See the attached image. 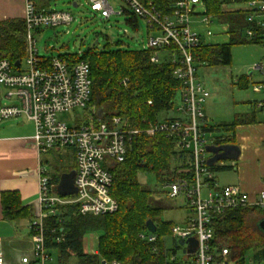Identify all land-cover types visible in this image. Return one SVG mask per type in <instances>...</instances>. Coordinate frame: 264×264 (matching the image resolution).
Masks as SVG:
<instances>
[{"label": "built area", "instance_id": "1", "mask_svg": "<svg viewBox=\"0 0 264 264\" xmlns=\"http://www.w3.org/2000/svg\"><path fill=\"white\" fill-rule=\"evenodd\" d=\"M85 1L91 12L105 19L115 14L143 20L148 32L154 34L148 38L145 47L153 50L151 64L160 62L161 54L168 56L166 61L174 65L173 77L180 83V104L172 109L176 115L152 123L144 130L148 136L163 134L171 140L174 151L186 152L190 158V180L182 176L162 184L168 198L178 195L185 198L186 208L191 214L186 220V227L170 228V236L184 244L185 248L187 240L195 242L193 253H186L183 249L185 261L192 258V264H231L227 262L226 249H221L219 254L213 250V219L228 209L246 207L264 210V191L251 200L238 186L217 188L213 173L207 166L211 155L206 148L222 146L224 137L205 131L207 121L203 105L209 98V92L198 80L196 69L205 64L193 55L203 45H208L213 35L211 29L215 23L206 12L205 1L121 0L125 7L116 13L106 0ZM74 5L77 6V3L74 2ZM23 6L24 57L13 66L8 60L0 59V85L5 88L0 93V123L19 118L31 122L34 128L32 142L39 154L72 151L75 193L66 197L58 195L46 170L39 169L38 197L30 224V251L20 258V264H62L54 262L52 254L55 252L46 244L48 236L56 229L49 228V235H46L45 220L59 217L61 208L66 206L75 208L80 216L115 213L118 203L110 194L112 176L107 170L113 163L125 160L130 141L141 135L142 130L129 128L127 122L118 117L106 122L93 116L92 109L88 107L91 81L86 62L70 63L59 55L44 62L38 56L35 34L43 29L70 24V13L40 10L37 0H24ZM241 6L250 25L244 30L245 38H256L264 46V0L249 1ZM253 69L264 77L263 63ZM255 89H264V79ZM2 100L6 102L2 103ZM256 105L264 112V102ZM75 109H83L84 116L82 120H75L73 125H67L61 116ZM58 223L61 224L60 219ZM63 233L60 228L59 235L50 239L59 243L63 240ZM145 239L154 242L156 237L149 233ZM3 263L0 252V264ZM174 263L175 253L162 264Z\"/></svg>", "mask_w": 264, "mask_h": 264}, {"label": "trees", "instance_id": "2", "mask_svg": "<svg viewBox=\"0 0 264 264\" xmlns=\"http://www.w3.org/2000/svg\"><path fill=\"white\" fill-rule=\"evenodd\" d=\"M204 1L208 15L228 23L230 42L222 46L203 45L193 54L197 60L207 67L229 66L232 46L260 44L256 38L247 42L242 37L243 30L250 27L245 12H219L223 4L237 5L254 0ZM125 21L134 31L137 30L136 16ZM24 33L22 19L0 22V59L8 60L12 66L22 60ZM152 54L153 50L146 48L113 49L106 45L101 49L93 46L80 54L59 55L70 63L82 60L89 65L91 95L88 107L92 109L93 116L106 122L118 117L125 120L129 128L142 130L141 135L130 141L125 160L113 163L107 170L112 176L110 194L118 203L115 213L80 216L76 214L75 208L66 206L61 208L59 217L45 220L46 235H49V228L56 229L54 234L48 236L46 244L63 264L72 257L77 259V264H162L175 253L165 245V238L170 235V228L174 225L161 220L165 208L152 204V192L144 189L138 181L140 174L153 175L160 184L182 176L188 180L192 177L190 158L186 152L174 151L171 140L163 134L148 136L144 133L150 124L159 121V114L172 111L180 89V83L173 77L174 65L166 59L151 64ZM41 58L46 62L50 57ZM238 81H241L237 84L239 88H247L246 80L242 78ZM251 121L247 117L235 115L230 122L207 123L205 131L210 135L221 134L220 137H224L223 144H226L231 142L237 126ZM54 170L56 175H50L51 183L57 182L59 177L58 169ZM209 170L214 172L222 169L213 165ZM0 205L4 221L26 220L30 228L34 219L33 210L22 206L17 192L1 193ZM261 219H264V210L258 208L225 210L213 219L214 252L219 254L221 249H226V259L231 264H245L247 254L252 253L254 262L264 264V233L257 227ZM147 222H152L156 228L154 242L145 239L149 236L145 225ZM60 228L64 232L63 240L56 243L50 238L59 235ZM92 232H97L99 237L97 252L89 255L84 253L82 241Z\"/></svg>", "mask_w": 264, "mask_h": 264}, {"label": "rangeland", "instance_id": "3", "mask_svg": "<svg viewBox=\"0 0 264 264\" xmlns=\"http://www.w3.org/2000/svg\"><path fill=\"white\" fill-rule=\"evenodd\" d=\"M109 6L116 13L124 4L121 0H106ZM77 3V6L74 5ZM38 9L49 11H66L69 12L72 21L68 25H59L55 28L43 29L37 32L34 38L38 56L40 57H56L61 54H80L94 45L101 49L106 45L111 48L120 47L130 50H141L146 47L148 38L154 36L148 32V29L143 20L138 19V28L134 31L129 24L126 23V16L111 15L105 19L99 17L97 13L89 10V6L85 0H37ZM215 25V24H214ZM212 30V29H211ZM224 37L217 36L212 38L211 44L223 43ZM161 60H165L168 56H159ZM264 64V46L256 44H237L231 47V62L229 66H214V67H198L197 77L205 89L209 92V98L203 105L204 114H208L209 125L220 122H230L235 114L243 113L249 110H255L249 101L260 100L264 94L253 93V83L262 82L260 72L254 70V66ZM251 73V76L249 74ZM245 76V77H244ZM241 77L250 78V83L246 89L239 88L238 81ZM5 88L0 85V93L4 92ZM2 100V103H5ZM180 104L178 97L174 101V109ZM254 104V102L252 103ZM169 111L161 113L158 119L175 117L176 113ZM84 110L75 109L69 113L62 115L61 120L67 125H73L76 121L82 120ZM211 115H216L211 118ZM264 115L262 111L257 112V116ZM9 120L7 122H12ZM220 136L221 134H213ZM65 151V150H62ZM71 152L67 155L62 152V157L48 156L46 162L51 174H56V170L60 167L74 168V162L71 158ZM208 158V156H207ZM138 181L144 189L152 192V204L163 206L165 210L160 218L163 222H170L174 226L186 227V220L191 216L186 208V200L183 196L178 195L176 198H168L167 190L164 189L155 176L150 174H140ZM205 193H203L204 195ZM14 240H11L10 245L14 250L7 253L8 261L11 264H19L18 260L23 254H28L30 249L29 226L27 222L20 225L15 223ZM99 234L92 232L87 234L83 239V251L85 254L92 255L97 250V241ZM8 241V240H7ZM4 242V241H3ZM165 245L168 249H173L176 255V263L174 264H192V258L187 261L183 260V249L185 245L177 239L173 240L170 235L165 238ZM54 262H59L57 255L52 254ZM62 263V262H61ZM245 264H258L253 261L252 253H248L245 258ZM63 264V263H62ZM66 264H77L76 258H70ZM109 264V263H107Z\"/></svg>", "mask_w": 264, "mask_h": 264}, {"label": "crops", "instance_id": "4", "mask_svg": "<svg viewBox=\"0 0 264 264\" xmlns=\"http://www.w3.org/2000/svg\"><path fill=\"white\" fill-rule=\"evenodd\" d=\"M23 5L24 0H0V22L6 20L10 21L12 19H22ZM241 5L243 4H223L220 6L219 12L233 13V11H242ZM213 19L215 25L213 24L212 26L213 35L209 39L208 45H227L230 42L228 23L220 22L216 18ZM244 30L242 32V37L248 42L250 40L245 38ZM217 36L224 37L225 40L223 43L211 44L212 38ZM206 66L207 65L205 64L203 67ZM260 75L262 76V79H264L261 73ZM249 76H251V73ZM244 77H241L240 79L243 78L246 80L248 87L250 78ZM238 82L241 83V81ZM259 83L261 82L253 83V93L264 94V89H255V86ZM253 102L254 104H252ZM258 102H264V97L260 100L256 99L249 101V104L253 105L252 107H254L255 110L251 109L243 113L235 114L247 117L252 121L235 128L231 137V142L223 144L229 147L225 158L215 164L216 167L221 168L222 170L212 172L214 176L213 180L217 188L224 186H238L251 200L255 199L259 193L264 191V115L261 117L257 116V112L262 111L257 108L256 104ZM215 116L216 115H211V118L214 119ZM208 117V114H205L207 122H209ZM13 120L14 121L12 122L5 121L0 123V195L1 193L17 192L22 206L31 208L34 213L35 201L37 200L39 190V169L43 168L46 170L49 177L51 175L46 162L48 156L53 155L62 157V152H65L67 155L71 152L73 162L74 156L72 151L69 150L51 151L46 154H39L32 142V136L34 134L33 124L23 118ZM220 123L225 122L222 121ZM60 168L61 169L58 170L59 177L57 182H52L55 193L60 176L74 170L73 167L68 169L63 166ZM53 175L56 174L53 173ZM23 222H27V225L29 226V223L26 220L18 222L4 221L2 219V208L0 205V252L3 255V264H11L6 255L14 249L8 244H11V240H14V227H17L15 226V223L20 225ZM11 230H13V232ZM30 235L29 228V237ZM96 252L97 250H95L93 254ZM22 256H25V254ZM18 263L20 264V259L18 260Z\"/></svg>", "mask_w": 264, "mask_h": 264}, {"label": "water", "instance_id": "5", "mask_svg": "<svg viewBox=\"0 0 264 264\" xmlns=\"http://www.w3.org/2000/svg\"><path fill=\"white\" fill-rule=\"evenodd\" d=\"M95 46V45H94ZM229 150L228 146H208L206 148L207 153L211 156L207 160V166L213 167L217 162L225 158L227 151ZM74 170L69 173L62 174L59 179L57 188L55 189L56 193L62 197L71 196L75 193V188L73 186L74 180ZM146 229L149 233H155L156 228L152 222H147ZM257 227L260 231L264 233V219H261L257 222ZM186 248L184 252L193 253L195 251L196 244L193 240H187L185 242ZM105 264V262H102Z\"/></svg>", "mask_w": 264, "mask_h": 264}]
</instances>
